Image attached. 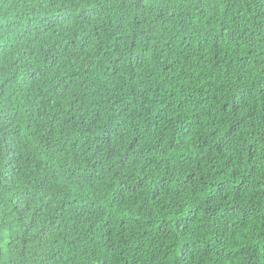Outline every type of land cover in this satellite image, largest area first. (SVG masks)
<instances>
[{
  "label": "trees",
  "instance_id": "trees-1",
  "mask_svg": "<svg viewBox=\"0 0 264 264\" xmlns=\"http://www.w3.org/2000/svg\"><path fill=\"white\" fill-rule=\"evenodd\" d=\"M0 264H264V0H0Z\"/></svg>",
  "mask_w": 264,
  "mask_h": 264
}]
</instances>
